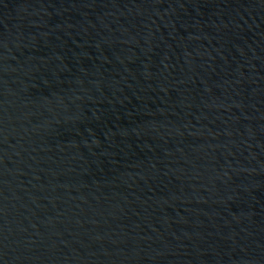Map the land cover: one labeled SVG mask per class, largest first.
<instances>
[{"label": "water", "instance_id": "obj_1", "mask_svg": "<svg viewBox=\"0 0 264 264\" xmlns=\"http://www.w3.org/2000/svg\"><path fill=\"white\" fill-rule=\"evenodd\" d=\"M0 264H264V0H0Z\"/></svg>", "mask_w": 264, "mask_h": 264}]
</instances>
